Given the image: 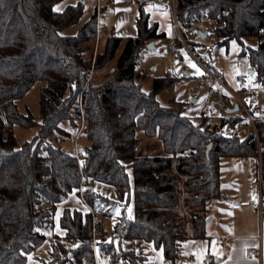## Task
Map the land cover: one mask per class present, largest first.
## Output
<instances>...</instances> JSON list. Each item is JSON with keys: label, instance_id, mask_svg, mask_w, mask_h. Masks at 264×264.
Listing matches in <instances>:
<instances>
[{"label": "trees", "instance_id": "16d2710c", "mask_svg": "<svg viewBox=\"0 0 264 264\" xmlns=\"http://www.w3.org/2000/svg\"><path fill=\"white\" fill-rule=\"evenodd\" d=\"M57 2L0 0V264H26L27 254L51 230L57 203L78 188L80 170L75 157L47 140L54 131L64 134L59 128L62 120L74 122L79 99L86 122L82 133L88 144L81 160L82 173L89 179L85 201L102 210L112 204L97 193V184L114 186L121 199L133 194L132 220H125L123 214L117 218L111 241L99 246L100 258L106 264H138L139 252L124 244L144 240L174 264L185 239L182 221L174 212L178 177L185 178L189 236L201 238L205 207L220 197V159L251 158L257 171L259 167L264 197V152L260 151L258 161L252 134L243 140L234 134L222 135L206 119L194 124L179 110L160 106L156 95L176 82L172 76L153 79L149 92L141 89L134 73L138 56L146 42L163 36L156 23L149 24L142 8L135 19L136 34L124 40L115 71L100 83H92L91 67L97 70L111 61L122 40L117 36L104 39V48L92 64L82 57L86 49L81 45H88L97 34L96 12L75 35L64 36L60 32L78 22L83 5L77 2L56 12ZM175 15L185 26L214 20L207 37L219 47L235 41L253 73L264 81V0H177ZM249 39L256 44H249ZM37 81L45 83L39 96V123L29 112L20 113L15 103ZM14 124L38 126L36 139L18 148L11 130ZM136 129L157 136L164 155L139 152ZM257 133L263 150L264 123L257 124ZM59 226L62 239L55 238V246L51 244L49 261L38 264H95L88 214L65 209Z\"/></svg>", "mask_w": 264, "mask_h": 264}, {"label": "rangeland", "instance_id": "374dc122", "mask_svg": "<svg viewBox=\"0 0 264 264\" xmlns=\"http://www.w3.org/2000/svg\"><path fill=\"white\" fill-rule=\"evenodd\" d=\"M68 1V3H67ZM81 0H59L55 5V10H61L66 4H76ZM86 3L88 0H82ZM150 18H159L162 26H168L171 23V8L167 0H151L146 2ZM137 6L131 1L120 2V0H103L98 7V32L94 40L85 45H81L86 49L81 53L84 59H91L92 64L98 53L104 48V39L109 36H117L122 40V45L118 48L114 58L105 64L102 68L94 70L92 67L89 71V78L92 83H100L105 77L115 71L116 60L122 49L124 40L127 37L135 36V14ZM95 8L89 15L86 14L87 7L84 6L82 16L77 23L60 32L61 35L76 34L77 29L81 27L84 20L94 14ZM88 16V17H87ZM87 17V18H86ZM86 18V19H85ZM210 25L204 23L197 30L210 32ZM210 30V31H209ZM212 33V32H210ZM189 40H191L189 38ZM192 40L200 43L199 48L207 51L211 58L216 71L220 74L224 82L232 89L246 86L256 89L257 94L245 103L253 114L256 111L264 114V81L257 78V73H251L248 57L240 54V47L235 41H231L227 47H219L213 42V38L207 37L201 39L199 37ZM153 49H148L146 42L138 56L137 65L135 67L136 83L141 85L144 92L151 91L153 79L170 75L176 79V82L164 88L156 95V100L160 106L179 110L182 115L190 118L194 124L202 122L206 119V123L212 130L222 135H228V129L225 133L221 132L222 126L237 118H242L243 113L240 110L227 113L226 108L220 110L218 107L211 109L214 100L207 95V90L198 84V80L203 78V72L196 63L189 57L184 56L182 59L176 58L167 52L164 39H154ZM249 44L254 46L255 39L247 40ZM89 80V79H87ZM45 86L42 81L35 82L28 91L18 100H16L17 109L20 113L29 112L36 123H39V96L41 89ZM80 95V94H79ZM229 104L231 102L228 101ZM79 104V100H78ZM85 121L81 124L75 115L74 122L71 120H62L59 128L64 134L54 131L48 142L52 147H57L67 154L74 152V145L81 152L88 146L83 133H78L80 126L82 131L85 127ZM11 130L16 138L17 147L21 148L25 142H31L36 139L39 132L38 126L24 128L18 124L11 126ZM239 136V135H238ZM135 137L138 141L137 150L144 155H164V151L160 140L157 136L149 137L140 129L135 130ZM241 139V137L239 136ZM247 138V137H246ZM242 140V139H241ZM82 154V153H81ZM255 167V162L251 158H235L223 157L220 159V182L221 193L223 195H231L235 193H257V182L255 174L252 172L253 178L247 179L246 174L250 168ZM246 169V170H245ZM245 170V171H244ZM246 173V174H244ZM129 182L131 181V171L127 170ZM185 178L178 177L177 192L178 199L174 208L176 216L182 221L183 235L187 234L190 226L191 212L185 205L186 192L184 189ZM99 195L108 199L112 204L104 205L103 211L106 218L100 221L101 234L111 241L114 226L117 218L123 214L125 220L130 221L134 216L133 194L128 193L121 199L117 189L108 184H97L95 186ZM221 204L222 202H216ZM65 209L77 210L87 213V208L80 200L77 190H73L66 194L63 199L57 203L52 218L51 230L46 234V239L32 252L27 254L26 264H38L40 260L48 262L50 259L51 244L55 246V238L62 239L63 230L59 226V219ZM123 209V211L121 210ZM54 238V239H53ZM68 246V244H67ZM69 247V246H68ZM124 247L133 248L138 254V264H166L163 253L160 249L154 247L151 242L144 240H134L125 242ZM97 264H106V260L100 258L99 252L96 255ZM45 264V263H44Z\"/></svg>", "mask_w": 264, "mask_h": 264}, {"label": "crops", "instance_id": "0c3cea01", "mask_svg": "<svg viewBox=\"0 0 264 264\" xmlns=\"http://www.w3.org/2000/svg\"><path fill=\"white\" fill-rule=\"evenodd\" d=\"M102 1L88 0L83 3L81 0L79 2L82 3L83 9L84 6L87 7V15L91 13L94 6V13L96 12V16H98V7ZM124 1L127 2L128 0H120V2ZM148 1L151 0H147L141 5L131 1L132 4L137 6L134 20L139 8L148 13L149 6L146 3ZM68 5L74 4H66L61 10H55L54 7L53 9L56 12H61ZM88 19L84 20L82 24ZM148 21L149 24H157V31L163 35L162 38L165 41L170 30V24L162 26L159 18L151 19L150 15ZM78 30L76 31L78 32ZM96 30L98 32V17ZM73 35L75 34H66V36ZM151 42L154 44V41ZM225 125L222 126V129ZM220 171L221 169L219 170V176ZM256 171L255 165V167L247 171V174H244H246L247 179H249V176L252 179V172H254L257 182V193L237 192L229 196L223 195L220 182V197L210 201L205 207V235L201 238H192L189 236L191 230L189 229L187 234H185V239L178 246V259L174 264H264V214L260 216L256 207L259 197L263 200L264 197L260 194ZM251 201L255 204L251 205ZM216 202L222 203L218 204ZM259 245L262 248V257L260 259L254 255V250Z\"/></svg>", "mask_w": 264, "mask_h": 264}, {"label": "built area", "instance_id": "2783aa9c", "mask_svg": "<svg viewBox=\"0 0 264 264\" xmlns=\"http://www.w3.org/2000/svg\"><path fill=\"white\" fill-rule=\"evenodd\" d=\"M134 1L137 4L141 5L147 0H128ZM177 0H168L172 12L170 30L168 35L165 38V48L168 53L176 58L182 59L184 56L189 57L193 60L196 65L203 72V78L198 80L199 86L207 90V95L214 100L212 104V109L218 107L222 109H232L234 106H237V109L242 111L243 117L237 118L233 121L231 125H227V129L230 134L239 135L241 139H245L249 134L254 136L258 150V161L260 160V144L257 133V124L264 123V114L256 111L255 114L250 112L245 101L253 98L257 91L253 87L240 86L237 89H232L229 87L219 73L214 68L212 58L210 54L199 48L200 43L192 40V38L199 37L198 31H203L205 33V38L210 32H213L215 26V21L212 19H202L194 23L191 26L183 25L175 15V4ZM207 23L210 25V32L204 30H197L200 25ZM189 38L191 40H189ZM200 38V37H199ZM204 38V39H205ZM231 102V104L228 103ZM77 119L80 120L81 124L84 123L83 109L81 101L79 99L78 104V114ZM82 132V127L80 126L78 133ZM221 132H224L221 129ZM82 152L77 149L74 145V152L72 156L75 157L80 170V181L77 188L78 195L80 200L87 208V214L90 218L91 225V249L93 252L95 264H97V252L99 250L100 244L107 243L108 239L106 236L102 235L100 231V221L106 218V215L102 209L94 208L90 206L84 199V190L88 187L89 179L82 173L81 170V160ZM257 181L260 187V171L258 167L257 171ZM251 205L255 204L253 201L250 202ZM256 207L259 215L264 214V200L259 197ZM254 255L259 259L262 257V248L261 245L254 250Z\"/></svg>", "mask_w": 264, "mask_h": 264}, {"label": "water", "instance_id": "95a60500", "mask_svg": "<svg viewBox=\"0 0 264 264\" xmlns=\"http://www.w3.org/2000/svg\"><path fill=\"white\" fill-rule=\"evenodd\" d=\"M198 36L201 38V39H204L205 38V33L203 32V31H198ZM147 48L148 49H153V43L152 42H150V43H148L147 44ZM253 71H251V73H252ZM211 108H212V105H211ZM238 109H237V106H234L232 109H227L226 110V112L227 113H231V112H236ZM226 129H227V125H225L224 127H223V131H226ZM210 148L211 147H208V149L206 150V153H208V151L210 150ZM261 152H264V149L263 150H261ZM166 264H170L169 262H166Z\"/></svg>", "mask_w": 264, "mask_h": 264}]
</instances>
